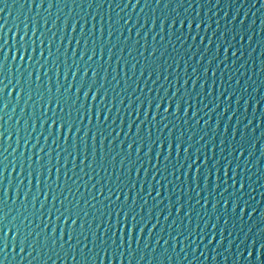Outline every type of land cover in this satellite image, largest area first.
Segmentation results:
<instances>
[{
	"label": "water",
	"instance_id": "water-1",
	"mask_svg": "<svg viewBox=\"0 0 264 264\" xmlns=\"http://www.w3.org/2000/svg\"><path fill=\"white\" fill-rule=\"evenodd\" d=\"M0 264H264V0H0Z\"/></svg>",
	"mask_w": 264,
	"mask_h": 264
}]
</instances>
